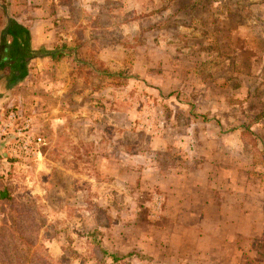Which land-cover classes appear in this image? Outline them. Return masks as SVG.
Segmentation results:
<instances>
[{"label":"rangeland","instance_id":"1","mask_svg":"<svg viewBox=\"0 0 264 264\" xmlns=\"http://www.w3.org/2000/svg\"><path fill=\"white\" fill-rule=\"evenodd\" d=\"M61 1L73 8L58 26L73 40L66 58L41 73L32 67L12 87L2 73L13 63L0 66V225L13 227L24 211L22 264L35 250L47 264H110L98 242L133 253L116 264H264V228L250 237L246 221H229L240 201L226 196L224 170L232 160L235 182L249 189L245 210L258 212L264 153L250 135L244 145L237 132L220 135L260 107L251 100L243 110L247 98H234L250 80L240 76L245 65L217 56L216 49L229 51L226 34H217L219 43L209 39L217 3L219 14L227 6L239 21L243 9L264 31V0H200L203 11L192 9L195 0ZM216 80L229 82L228 93ZM175 172L194 174L203 186L199 201L209 186L211 204H169Z\"/></svg>","mask_w":264,"mask_h":264},{"label":"crops","instance_id":"2","mask_svg":"<svg viewBox=\"0 0 264 264\" xmlns=\"http://www.w3.org/2000/svg\"><path fill=\"white\" fill-rule=\"evenodd\" d=\"M82 1L88 2L87 4H90L95 3L94 1L96 0ZM195 1V7H193L192 9L202 10L200 9L204 8L202 6V3L201 5H198V2L200 0ZM99 2L100 0H97V3ZM218 5L219 4L217 3L213 7V9L211 8L212 11L210 12L211 14L209 16V25L210 28H213V30H216L217 32L215 34L216 36H212L209 39H212L215 42L218 41L219 43V41L221 40L219 39V37H221V34H226V39H223V41H227V44L225 46H230L229 51L224 53L218 52V49H216L217 56H220V60L222 58L227 59L229 60V62H233L234 64H236V66L237 63L245 65V70H243L242 68L240 69V74H242L240 76L241 78H249L248 80H250L248 84H245V82H243L242 86L238 87L240 91L236 95H234V98L237 97V95L245 96L247 98V100L245 101V105L243 104L242 106L243 110L249 109L251 100H253V103L255 104L258 103L260 107V109L257 110L258 112L246 113L245 111V121L239 124H236L235 122L234 124L239 125L238 127H229L231 131H228L225 128L220 135L225 136L228 139V136L234 135L232 132H237L238 140L240 143L243 142V145L245 144L248 135H250L251 138H248L249 142H257L258 144L254 143L253 147H256L259 151L264 153V129L261 128V126H263L264 128V85L260 84L261 81H263L264 83V31L262 30V28L260 29L257 26H253L249 23L247 19L248 17L244 16L245 11L243 9H241L242 11L240 12L242 13L240 14L241 20L235 21L234 13L232 10L227 9V6H225L224 8V6L222 5V7L224 8V12H221V14H219ZM241 7L243 8V5ZM69 8L73 10V8H71L67 3L62 2L61 0H0V64L5 61V64H3V66L8 67V65L11 62H14V60L16 62H25L24 77L23 79H21L25 80V78H27V76L31 73L32 67L35 74L37 72L41 73L44 67V69L48 68V62L53 68V64H57L55 62L64 60V58H66L68 54L67 50H69L70 48L69 45L73 42V40H71V38H68L67 35L63 37L59 36L60 33L58 31L60 30V28L58 26L62 23L61 21H63V19L69 18ZM215 11L218 13H215ZM246 12H248V10ZM218 17L220 18V21L218 20ZM9 21H12L13 24L17 26V28L21 29V37L17 36V38H15L13 34L9 33ZM233 22H237V24L234 25ZM57 33L58 35L56 36ZM217 34H219L220 36L217 37ZM234 36L240 39V44L238 46H234ZM22 41H24L27 45L26 50L23 49ZM257 51L259 52L258 56L256 55ZM243 55L249 56L247 62L242 59ZM3 68L1 70H4ZM2 74L4 75L5 73ZM184 75L186 76L187 73L184 72ZM6 80L7 79H5V84L7 85ZM216 82H219V80L212 82V84L215 87H222L228 93L230 88L228 81H226L224 85L222 84L221 86V83ZM209 88L210 87H208V89ZM255 91L257 92L256 94L254 93ZM207 99H212L213 102L216 103L219 97L211 98L207 95ZM203 101L206 102L205 100H202V102ZM208 102L210 101L208 100ZM219 103H222V101L220 100ZM230 104L231 100L229 101L228 106H230ZM51 108L59 109V107H57L56 105L55 107L52 106ZM215 122L219 125L223 123L221 119L215 120ZM220 135L216 134L215 138L218 139ZM37 138L40 137L38 136ZM215 138H211L210 141L214 140ZM40 141L37 140V143H39ZM227 145V143H223L221 145L225 149L226 157H228V155L231 156V153L226 150L228 148ZM258 150L257 152L260 153ZM213 153L215 154V150H211L210 155L212 156ZM37 154H39L40 156L42 155V152L38 151ZM246 157H249L250 159L253 158V156L248 153L246 154ZM232 164L233 163L231 160V167L224 169L226 180L230 186L226 196H228V194L230 193L231 195L235 196V198L240 202H238V211L235 212L234 215L233 212H231L232 217L229 221H246L250 226L248 234L250 237H252L253 235H256L254 233L256 229L260 230L259 226L264 228V220L262 217V215H264V208L261 206L260 211L258 212L250 209L249 211L245 210L246 200L248 199L247 192L249 189L245 183L235 182V166H233ZM193 175L194 174H191V176L187 177L184 176L182 179L180 173H173V176L179 184L178 186H173L174 184H170L167 186L169 187V193L167 195V200H170L169 204H174L176 202L179 207L185 205V203L187 202L189 206H192L193 203L198 204L199 202L204 207L208 204H211V201L208 199V190H210L209 186L205 189L206 192L204 193V198L199 201L197 195L199 194L200 190L203 189V186L194 181ZM253 181L248 180V182ZM170 186L173 187L170 188ZM261 187L264 188V185H262ZM185 198L187 200H185ZM177 215L179 214L176 213V216ZM220 219L228 221L223 217ZM235 231L241 233L243 237L246 236V232L239 227H237ZM262 231L264 232V229H262ZM225 243H227L226 240ZM212 251L208 252L211 253Z\"/></svg>","mask_w":264,"mask_h":264},{"label":"trees","instance_id":"3","mask_svg":"<svg viewBox=\"0 0 264 264\" xmlns=\"http://www.w3.org/2000/svg\"><path fill=\"white\" fill-rule=\"evenodd\" d=\"M20 32H21V29L17 28V26H15L12 21H9V33L13 34V36L17 38V36L21 37ZM22 45H23V49L26 50L27 45L24 41H22ZM69 50H67V52H69ZM11 64L13 65V70L9 72V76L6 73L4 74L5 79H7L6 80L7 86L9 87L10 86L12 87L17 82H19L21 79H23L24 72H25L24 71L25 62H20V61L16 62L14 60V62H11ZM23 213H24L23 210L19 211L18 217L13 227L9 225L6 221L1 223L0 225V264H22L21 258L19 255V246H18L19 242L18 241H23L25 243H28V240L24 236L23 231H22V228L25 227V223L23 224L20 223L21 221L20 218H22L21 215H23ZM93 236H94V233H91L90 237L92 238ZM98 249L102 257L105 258L107 256L110 258L111 260L110 264H116L117 262L122 261L126 257L133 256V253L131 252L126 253V254L109 252L107 249L101 246L99 242H98ZM29 259L31 261V264H47V260H48L43 255L38 253L37 250H35V252L30 254ZM102 260L103 258H100V261Z\"/></svg>","mask_w":264,"mask_h":264},{"label":"built area","instance_id":"4","mask_svg":"<svg viewBox=\"0 0 264 264\" xmlns=\"http://www.w3.org/2000/svg\"><path fill=\"white\" fill-rule=\"evenodd\" d=\"M38 141H40L41 139L40 138H37Z\"/></svg>","mask_w":264,"mask_h":264},{"label":"flooded vegetation","instance_id":"5","mask_svg":"<svg viewBox=\"0 0 264 264\" xmlns=\"http://www.w3.org/2000/svg\"><path fill=\"white\" fill-rule=\"evenodd\" d=\"M1 194V193H0Z\"/></svg>","mask_w":264,"mask_h":264}]
</instances>
